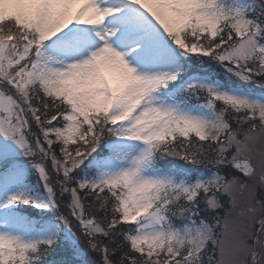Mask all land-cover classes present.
Here are the masks:
<instances>
[{
	"label": "snow or ice",
	"instance_id": "6c2138e0",
	"mask_svg": "<svg viewBox=\"0 0 264 264\" xmlns=\"http://www.w3.org/2000/svg\"><path fill=\"white\" fill-rule=\"evenodd\" d=\"M0 264H264V0H0Z\"/></svg>",
	"mask_w": 264,
	"mask_h": 264
}]
</instances>
